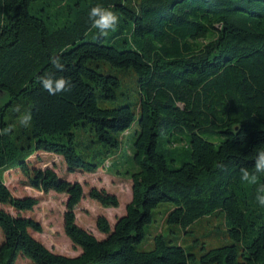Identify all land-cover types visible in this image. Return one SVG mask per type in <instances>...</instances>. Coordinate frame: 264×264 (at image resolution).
<instances>
[{
	"label": "trees",
	"instance_id": "16d2710c",
	"mask_svg": "<svg viewBox=\"0 0 264 264\" xmlns=\"http://www.w3.org/2000/svg\"><path fill=\"white\" fill-rule=\"evenodd\" d=\"M96 5L119 17L107 36L91 26ZM46 75L69 79L71 90L49 95ZM25 113L29 127L19 123ZM10 125L0 135V264H15L18 254L35 264H264L256 200L264 173L255 185L240 178L264 150V0H0V130ZM172 129L190 133L180 165L158 150ZM37 151L60 155L71 172L110 162L130 177L124 213L113 225L96 217L102 238L76 222L82 184L31 166ZM10 164L32 187L66 195L63 229L78 254L51 251L30 233L42 230L39 221L1 206L23 211L38 202L12 195L2 175ZM88 194L118 206L104 188ZM163 202L169 232L201 228L219 213L218 233L208 246L195 238L193 250L179 232L156 233L151 248H138Z\"/></svg>",
	"mask_w": 264,
	"mask_h": 264
},
{
	"label": "rangeland",
	"instance_id": "374dc122",
	"mask_svg": "<svg viewBox=\"0 0 264 264\" xmlns=\"http://www.w3.org/2000/svg\"><path fill=\"white\" fill-rule=\"evenodd\" d=\"M189 131L185 129L175 130L172 129L169 132H162L158 140V150L161 151L167 158L174 157L175 165H180L183 161L189 159L188 151V138ZM126 152H130L127 143ZM125 147V145H124ZM29 164L35 167L50 166L55 169L59 177L65 178L69 181H79L82 184L83 196L79 203L75 206V216L78 225L90 230L96 237L102 238L104 236L96 227V217L98 215H104L109 223L113 225L116 217L123 214L125 211V205L131 198V179L128 175L117 172L112 169L110 162H106V165L98 168L95 172H81V171H68L67 166L60 155L37 151L28 158ZM122 169V167H120ZM4 183L15 197L32 196L36 197L38 202L33 206L31 210L17 211L7 204H2L7 211L12 214L20 213L24 216H30L39 221L42 227L41 231L30 230L31 235L41 241L51 251L67 256H74L80 252V248L72 244L69 237L65 234L63 229V212L65 210L66 195L62 192H56L49 190L44 192L31 186L27 176L21 171L16 164L8 165V168L2 170ZM95 186L97 188H104L107 191L114 193L118 198V206H103L97 200L91 198L88 194L89 188ZM170 205L167 202L158 204L157 207L151 210L152 222L144 226L145 235L143 240L139 243L138 248L149 249L153 245V236L156 233H163L165 235H179L188 243L185 244L187 250H193L188 248V245H194L195 238L199 239V242H203L205 246H208L211 242L208 238L212 233H218L220 228L219 217L217 213L215 222L211 224L206 223L201 228H196L197 223L192 224L189 227L188 232H183L179 228H174V233L169 232L167 224H163V216L166 209ZM171 228V229H172ZM2 234L0 232V242L2 240ZM202 239V240H200ZM184 245V244H183ZM197 246L194 247V249ZM15 264H35L30 258L18 254L15 259Z\"/></svg>",
	"mask_w": 264,
	"mask_h": 264
},
{
	"label": "clouds",
	"instance_id": "9594fccd",
	"mask_svg": "<svg viewBox=\"0 0 264 264\" xmlns=\"http://www.w3.org/2000/svg\"><path fill=\"white\" fill-rule=\"evenodd\" d=\"M89 19L91 20L92 28L98 29L99 32L107 36L110 31H114L119 23V17L111 10L104 8L101 5H96L90 9ZM51 64L58 71H64V65L60 62L59 58H51ZM40 83L42 88L49 93V95H57L63 92H68L71 90V81L64 77L53 78L52 75H46L40 78ZM21 106H15L14 111L20 112ZM32 120L30 113L22 114L19 123L23 127H29ZM15 125H10L8 127L0 130V135L10 134ZM258 173H264V150L257 152L254 164V171L249 172L247 168H241L240 178L242 181L249 184H257ZM257 203L264 206V185H261L256 189Z\"/></svg>",
	"mask_w": 264,
	"mask_h": 264
}]
</instances>
